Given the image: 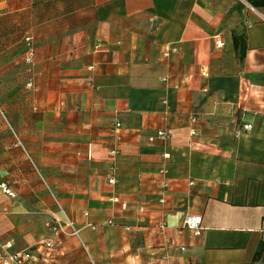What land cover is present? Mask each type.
I'll return each mask as SVG.
<instances>
[{"label":"crops","instance_id":"crops-1","mask_svg":"<svg viewBox=\"0 0 264 264\" xmlns=\"http://www.w3.org/2000/svg\"><path fill=\"white\" fill-rule=\"evenodd\" d=\"M263 233L264 8L0 0L1 241L32 264H264Z\"/></svg>","mask_w":264,"mask_h":264},{"label":"built area","instance_id":"built-area-1","mask_svg":"<svg viewBox=\"0 0 264 264\" xmlns=\"http://www.w3.org/2000/svg\"><path fill=\"white\" fill-rule=\"evenodd\" d=\"M27 47L28 51L26 53V57L28 61H32L34 54L33 51V45L31 43V39L27 38ZM218 46H222L223 43L221 41L217 42ZM167 54V53H166ZM28 87L33 86V81L30 79L27 83ZM117 126H120L119 123L116 124ZM244 129L250 130L252 129V124L251 123H246L243 126ZM168 132L161 130L158 132V136L167 139L168 137ZM112 155L115 156L118 153L117 148H113L111 151ZM165 156H168V154H165ZM165 171V170H164ZM113 181V179H112ZM193 183V182H191ZM163 186L166 187L167 183H163ZM3 190L11 195H13L12 192H10L9 189L6 188V185L3 184L2 186ZM164 201V199H162ZM185 224L188 226L190 229L193 230V232L196 235H201L202 233V228H201V217L200 216H189L185 219ZM50 226L54 229L55 233H59L62 235L66 236H73L78 234L80 228H78L75 223L68 217L65 218H59V217H54L50 221ZM264 237V234H263ZM48 251H50L53 247L54 244L51 240H47L44 243ZM14 244L12 241H1L0 240V264H32L33 261V253L30 249L27 250H20V251H14L12 250V246Z\"/></svg>","mask_w":264,"mask_h":264},{"label":"trees","instance_id":"trees-1","mask_svg":"<svg viewBox=\"0 0 264 264\" xmlns=\"http://www.w3.org/2000/svg\"><path fill=\"white\" fill-rule=\"evenodd\" d=\"M251 5L257 8H264V0H248ZM235 47L237 53L239 54V59L242 61L245 57L247 45L245 36H235ZM28 47L26 45L25 53H27ZM34 51V47H33ZM264 234V233H263ZM254 262H264V237L260 240L255 254L253 256Z\"/></svg>","mask_w":264,"mask_h":264}]
</instances>
